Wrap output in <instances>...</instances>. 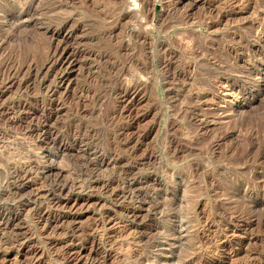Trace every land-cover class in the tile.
Wrapping results in <instances>:
<instances>
[{
  "label": "rangeland",
  "instance_id": "rangeland-1",
  "mask_svg": "<svg viewBox=\"0 0 264 264\" xmlns=\"http://www.w3.org/2000/svg\"><path fill=\"white\" fill-rule=\"evenodd\" d=\"M62 1L0 0V264H264V0Z\"/></svg>",
  "mask_w": 264,
  "mask_h": 264
},
{
  "label": "bare ground",
  "instance_id": "bare-ground-1",
  "mask_svg": "<svg viewBox=\"0 0 264 264\" xmlns=\"http://www.w3.org/2000/svg\"><path fill=\"white\" fill-rule=\"evenodd\" d=\"M53 1V0H52ZM59 1V0H58ZM62 1V0H61ZM16 2L17 3H23V4H27V6H26V8H27V10H31V9H33V0H16ZM56 2V1H55ZM63 2V1H62ZM69 2V1H68ZM50 3V2H49ZM75 3V2H74ZM22 4V5H23ZM61 4V3H60ZM59 4V5H60ZM65 4H66V2H65ZM35 5H37V4H35ZM39 5V4H38ZM45 5V4H44ZM59 5H57V6H59ZM52 6V5H51ZM56 6V5H55ZM50 7V6H49ZM60 7V6H59ZM63 7H64V5H63ZM68 8H69V6H67ZM35 8V7H34ZM45 8H46V6H45ZM67 8V9H68ZM73 8H75V6L73 7ZM6 9V8H5ZM4 8H2L1 9V11L4 13L6 10H5ZM64 9V8H63ZM34 10V9H33ZM49 10V9H48ZM57 10V9H56ZM55 10V11H56ZM71 10H73V9H71ZM71 10H70V12H71ZM36 11V10H35ZM61 11V10H60ZM41 12V11H40ZM53 12V11H52ZM63 12H65V11H63ZM39 13V12H38ZM66 13V12H65ZM41 14V13H40ZM44 14V13H43ZM56 14V13H55ZM54 14V15H55ZM67 14V13H66ZM39 15V14H38ZM46 15H48V14H45V17H48V16H46ZM64 16V15H63ZM63 16H61V17H63ZM45 17H42V18H45ZM57 18V17H56ZM70 18H72V17H70ZM50 19V18H49ZM55 19V18H54ZM53 19V20H54ZM59 20V19H58ZM69 20V19H68ZM72 20V19H71ZM43 21H46V20H43ZM40 22H42V20H40ZM49 22V21H48ZM59 22H61V23H63V25L64 26H66L67 24H68V22L69 21H66V20H61V21H59ZM57 23V22H56ZM71 23H73V22H71ZM62 26V25H61ZM68 26V25H67ZM66 26V27H67ZM70 26V25H69ZM68 26V27H69ZM72 26V25H71ZM50 27V26H49ZM54 27V26H53ZM63 28V27H62ZM49 28L47 27V30H48ZM69 32V36L68 37H72L73 35H76L75 33H76V28L74 29V28H70V31H68ZM71 40L73 39V38H70ZM70 39H66L65 38V40L62 42V51L60 50V44L59 43H57V44H55V45H53L51 48H49L47 45V47L45 48V49H47V51L45 52V57H46V59L45 60H47V61H51V64L53 65V67H59L60 65H63V64H65L66 62H68L69 61V65H72L73 64V62H77L78 60H79V58L81 57V55H82V51H78V50H76V47L74 46V44H72L71 42H70ZM78 44V43H77ZM37 47V46H36ZM49 48V49H48ZM227 50V49H226ZM52 65H50V66H52ZM68 65V64H67ZM66 68V67H65ZM59 71V70H58ZM63 71V70H62ZM36 72V71H35ZM262 126V125H261ZM251 127V126H250ZM248 129V128H247ZM264 132V131H263ZM257 133H258V131H257ZM226 135V134H225ZM244 135V134H243Z\"/></svg>",
  "mask_w": 264,
  "mask_h": 264
}]
</instances>
